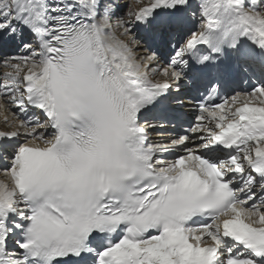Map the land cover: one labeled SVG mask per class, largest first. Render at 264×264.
Returning a JSON list of instances; mask_svg holds the SVG:
<instances>
[{
  "label": "snow or ice",
  "instance_id": "obj_1",
  "mask_svg": "<svg viewBox=\"0 0 264 264\" xmlns=\"http://www.w3.org/2000/svg\"><path fill=\"white\" fill-rule=\"evenodd\" d=\"M135 5L0 0V264H264V0Z\"/></svg>",
  "mask_w": 264,
  "mask_h": 264
},
{
  "label": "bare ground",
  "instance_id": "obj_2",
  "mask_svg": "<svg viewBox=\"0 0 264 264\" xmlns=\"http://www.w3.org/2000/svg\"><path fill=\"white\" fill-rule=\"evenodd\" d=\"M120 3L122 5L127 4L128 0H120ZM127 10L126 7H122L121 12L125 13ZM128 11V10H127ZM17 42H7L5 45L7 48H9V50H6V52L16 49L15 51H17L19 54H23V50L19 49L17 44ZM167 53H164V55ZM142 54V53H141ZM166 56V55H165ZM7 59V58H6ZM5 58L0 56V79L3 78L4 73L6 72H10L12 71L11 68L7 67L4 63ZM164 59L161 60V64ZM13 107L12 105H6L3 108H0V131H11L12 130V122L15 121L16 123H18L19 121V117H14L13 116ZM5 117H7V123L5 122ZM168 130L164 129V126H161L159 130H157V133L154 134V136L152 137H157L156 138V143H168L170 137L174 136V134L172 132H167ZM0 167H3V165H0ZM6 179V177L3 176L2 173H0V180Z\"/></svg>",
  "mask_w": 264,
  "mask_h": 264
},
{
  "label": "rangeland",
  "instance_id": "obj_3",
  "mask_svg": "<svg viewBox=\"0 0 264 264\" xmlns=\"http://www.w3.org/2000/svg\"><path fill=\"white\" fill-rule=\"evenodd\" d=\"M127 4H131L133 8L136 6L135 5V0H128V3ZM127 10H129V9L127 8ZM127 10H126L125 13H127Z\"/></svg>",
  "mask_w": 264,
  "mask_h": 264
}]
</instances>
